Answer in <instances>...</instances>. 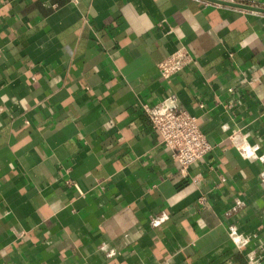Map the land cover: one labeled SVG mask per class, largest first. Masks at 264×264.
Returning <instances> with one entry per match:
<instances>
[{"label": "crops", "instance_id": "obj_1", "mask_svg": "<svg viewBox=\"0 0 264 264\" xmlns=\"http://www.w3.org/2000/svg\"><path fill=\"white\" fill-rule=\"evenodd\" d=\"M182 47L197 65L164 79ZM173 96L212 144L186 176L141 108ZM262 174L263 13L0 0V264H264Z\"/></svg>", "mask_w": 264, "mask_h": 264}, {"label": "built area", "instance_id": "obj_2", "mask_svg": "<svg viewBox=\"0 0 264 264\" xmlns=\"http://www.w3.org/2000/svg\"><path fill=\"white\" fill-rule=\"evenodd\" d=\"M73 2L77 3L78 0ZM197 63L193 54L182 47L160 62L158 69L164 79L171 80L187 68L196 66ZM176 99V96H173L155 106L143 104L141 108L148 116L153 130L157 132L160 144L171 150L173 158L180 164L181 171L186 176L192 166L204 160L212 151V144L202 130L201 118L182 108ZM229 138L245 159L249 161L259 159L257 149L249 144L246 136L234 132ZM262 177L264 180V174ZM68 184L83 194L78 184L73 181H68ZM229 236L239 250L245 248L250 241L234 229ZM115 254V250L108 252V256Z\"/></svg>", "mask_w": 264, "mask_h": 264}, {"label": "water", "instance_id": "obj_3", "mask_svg": "<svg viewBox=\"0 0 264 264\" xmlns=\"http://www.w3.org/2000/svg\"><path fill=\"white\" fill-rule=\"evenodd\" d=\"M206 1L264 14V8H260V7H254V6H250V5H246L242 3L229 2L225 0H206Z\"/></svg>", "mask_w": 264, "mask_h": 264}]
</instances>
